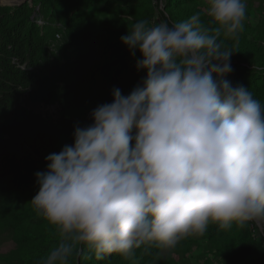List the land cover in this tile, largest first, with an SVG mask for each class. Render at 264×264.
Here are the masks:
<instances>
[{
    "label": "clouds",
    "instance_id": "clouds-1",
    "mask_svg": "<svg viewBox=\"0 0 264 264\" xmlns=\"http://www.w3.org/2000/svg\"><path fill=\"white\" fill-rule=\"evenodd\" d=\"M246 19L247 0H205L203 13L140 20L121 37L146 78L127 96L114 89L36 173L31 204L59 235L42 264H69L78 246L98 260L171 252L210 225L264 231V107L224 79L226 41L238 42Z\"/></svg>",
    "mask_w": 264,
    "mask_h": 264
},
{
    "label": "trees",
    "instance_id": "trees-1",
    "mask_svg": "<svg viewBox=\"0 0 264 264\" xmlns=\"http://www.w3.org/2000/svg\"><path fill=\"white\" fill-rule=\"evenodd\" d=\"M99 1L33 0L12 9L0 6V222L20 235V245H26L18 264H42L59 243L53 226L38 215H21L17 204L39 191L36 173L45 172L46 157L54 153L60 133L68 127V122L46 120L22 104L57 106L66 119L112 103L114 89L129 95L147 75L146 70H137L141 53L133 56L121 37L134 25L135 8L152 0H103L97 6ZM189 2L197 0H167L165 11L173 15ZM38 7L42 25L34 19ZM231 67L224 79L234 88L249 89L264 107V64ZM22 225L30 228V236L20 234ZM251 226L242 229L243 236L233 238L237 250L227 264H264V235L259 230L251 237ZM229 232L210 225L203 237ZM137 254L154 252L142 247ZM122 260L116 254L98 260L94 251L78 246L69 264Z\"/></svg>",
    "mask_w": 264,
    "mask_h": 264
},
{
    "label": "rangeland",
    "instance_id": "rangeland-1",
    "mask_svg": "<svg viewBox=\"0 0 264 264\" xmlns=\"http://www.w3.org/2000/svg\"><path fill=\"white\" fill-rule=\"evenodd\" d=\"M23 0H7L6 4L0 1V6L15 8ZM25 1V0H24ZM21 2V3H20ZM103 0H100L97 6H101ZM167 0H152L151 4L135 8V17L131 19L135 24L140 20H147L152 24L166 22L169 25L183 21L192 14L203 13L205 0H197L196 4L189 2L186 6L178 8L173 15L166 13ZM91 12V10H89ZM85 12V13H89ZM43 15L42 9L37 8V17ZM43 17L37 19L38 23L43 24ZM58 39V38H57ZM228 47L232 48L233 55L230 58L231 66H262L264 64V0H247V19L244 21V29L240 33L238 42L226 41ZM22 107L33 111L35 115L43 117L50 121H65L68 127L60 133L61 140L53 149L54 153H59L65 145H74V130L77 126L88 127L94 124L91 113L92 110L83 111L74 114L70 118H63L62 113L57 106H43L30 104L25 101ZM135 135V130L133 131ZM44 169L47 171V164L44 163ZM38 192L30 193L17 204L21 215L35 216L39 215L33 208L31 201ZM8 224L0 222V264H18L26 245H20L21 237L14 232ZM255 225L251 226V237L257 235L259 231ZM264 231H259V233ZM260 233V234H261ZM20 234L30 236V228L23 226ZM244 230L235 228L227 235H221L213 238L189 237L182 240L171 252H162L156 247H152L154 255L137 254L132 260H122L119 264H227L230 254L235 250L234 240L236 236H243ZM257 238V237H256ZM259 238V237H258ZM264 244V241H262Z\"/></svg>",
    "mask_w": 264,
    "mask_h": 264
},
{
    "label": "water",
    "instance_id": "water-1",
    "mask_svg": "<svg viewBox=\"0 0 264 264\" xmlns=\"http://www.w3.org/2000/svg\"><path fill=\"white\" fill-rule=\"evenodd\" d=\"M25 2L33 3V0H25V1H23L21 4H23V3H25ZM21 4H19L18 6H20Z\"/></svg>",
    "mask_w": 264,
    "mask_h": 264
},
{
    "label": "bare ground",
    "instance_id": "bare-ground-1",
    "mask_svg": "<svg viewBox=\"0 0 264 264\" xmlns=\"http://www.w3.org/2000/svg\"><path fill=\"white\" fill-rule=\"evenodd\" d=\"M23 1H24V0H23ZM23 1H21V2H23ZM6 2H7V1H6ZM21 2H20V3H21ZM3 4H6V3L4 2Z\"/></svg>",
    "mask_w": 264,
    "mask_h": 264
}]
</instances>
